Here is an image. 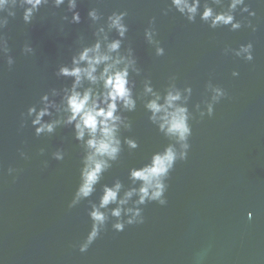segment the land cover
Returning <instances> with one entry per match:
<instances>
[{"label": "water", "instance_id": "obj_1", "mask_svg": "<svg viewBox=\"0 0 264 264\" xmlns=\"http://www.w3.org/2000/svg\"><path fill=\"white\" fill-rule=\"evenodd\" d=\"M247 2L256 12L248 17L255 32L245 27L212 30L199 18L189 23L174 10L164 15L168 0H78V24L69 23L66 5L41 8L27 25L21 9L9 17L3 34L15 63L9 68L0 57V264H264V2ZM92 7L105 17L128 12L125 46L134 49L142 76L157 88L171 75L178 76V87L191 85L190 110L205 98L209 80L228 95L215 106V119L193 122L189 159L178 161L170 174L167 205H144V223L122 232L114 231L110 220L88 251L80 253L70 245L86 236L91 221L87 200L65 207L81 156L72 128L36 137L30 121L20 125L21 113L41 95L70 86V78L55 73L61 64H70L80 37L85 44L94 41L87 15ZM65 15L68 21L62 19ZM152 17L164 56H155L144 40ZM242 17L247 13L237 11L236 18ZM248 42L253 44L251 62L223 53L225 46ZM25 43L33 54L22 53ZM233 70L237 77H232ZM132 78L139 87L142 77ZM128 115L135 122L123 135L137 139L140 148L129 153L125 147L102 183L119 178L127 185L128 168L139 167L142 156L166 143L142 107ZM57 148L67 154L63 161L51 156ZM21 151L30 161L21 158ZM9 167L23 169L14 182ZM98 195L99 186L91 199Z\"/></svg>", "mask_w": 264, "mask_h": 264}, {"label": "clouds", "instance_id": "obj_2", "mask_svg": "<svg viewBox=\"0 0 264 264\" xmlns=\"http://www.w3.org/2000/svg\"><path fill=\"white\" fill-rule=\"evenodd\" d=\"M77 4L78 0H0V57L6 59L7 66L11 68L15 60L9 54L3 30L9 17L16 16L17 9L22 10V20L27 25L41 8L66 5L67 12L71 13L69 23L78 24L81 16L76 10ZM173 10L189 23H195L199 18L212 30L227 28L236 32L245 27L256 31V26L248 19L255 17L256 12L247 0H168L162 12L167 15ZM237 11L247 13V17L237 19ZM87 15L94 26V41L85 44L84 38L80 37L81 45L71 57L70 64H61L55 73L58 78H70V86L59 90L53 88L41 95L36 104L21 113L20 125L23 128L25 121H30L36 137H51L58 129L72 128L81 156L75 188L65 207L72 209L87 200L91 221L86 236L70 245L78 247L80 253L88 251L110 220L113 221L111 228L122 232L128 225L144 223V205L153 202L167 205L170 174L178 161L186 163L189 159L193 122L215 119V106L228 95L223 87L209 80L205 85V98L190 110L191 85L178 87V76L171 75L164 86L157 88L150 77L142 76L134 49L130 44L125 46L129 31L125 22L126 10L113 11L105 17L98 8L92 7ZM62 19L68 21L69 18L65 15ZM143 36L154 49L155 56L165 55V48L157 38L155 17L148 20ZM21 51L25 55L34 53L28 43ZM223 53L247 62L254 59L252 42L240 44L237 48L225 46ZM133 75L142 77L139 87ZM231 75L237 77L239 73L233 70ZM138 105L166 143L142 156L139 167L128 168L127 185L119 178L111 184L102 183L105 174L120 161L125 147L129 153L140 148L137 139L123 135L132 130L135 119L128 114L136 113ZM44 152L45 148L41 147L38 154ZM66 155L63 148L51 153L56 161H63ZM20 156L26 162L31 159L23 151ZM44 166L47 167V161ZM22 170L9 167L7 173L14 182ZM97 186L99 195L94 201L91 197L97 193ZM251 216L249 212V219Z\"/></svg>", "mask_w": 264, "mask_h": 264}]
</instances>
